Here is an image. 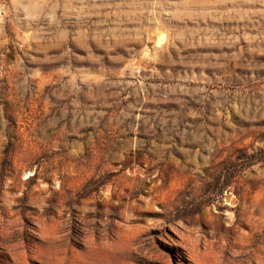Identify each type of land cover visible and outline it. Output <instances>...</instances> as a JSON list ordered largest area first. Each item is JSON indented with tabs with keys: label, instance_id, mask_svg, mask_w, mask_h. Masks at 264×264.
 I'll return each mask as SVG.
<instances>
[{
	"label": "rangeland",
	"instance_id": "374dc122",
	"mask_svg": "<svg viewBox=\"0 0 264 264\" xmlns=\"http://www.w3.org/2000/svg\"><path fill=\"white\" fill-rule=\"evenodd\" d=\"M0 264H264V0H0Z\"/></svg>",
	"mask_w": 264,
	"mask_h": 264
}]
</instances>
